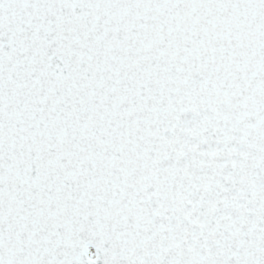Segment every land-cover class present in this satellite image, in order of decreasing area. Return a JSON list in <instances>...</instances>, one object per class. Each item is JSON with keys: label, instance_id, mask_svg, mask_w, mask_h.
Returning <instances> with one entry per match:
<instances>
[{"label": "snow or ice", "instance_id": "6c2138e0", "mask_svg": "<svg viewBox=\"0 0 264 264\" xmlns=\"http://www.w3.org/2000/svg\"><path fill=\"white\" fill-rule=\"evenodd\" d=\"M0 264H264V0H0Z\"/></svg>", "mask_w": 264, "mask_h": 264}]
</instances>
